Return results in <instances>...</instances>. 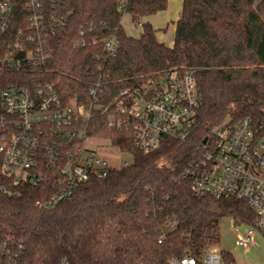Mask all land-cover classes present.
Here are the masks:
<instances>
[{
  "label": "trees",
  "instance_id": "16d2710c",
  "mask_svg": "<svg viewBox=\"0 0 264 264\" xmlns=\"http://www.w3.org/2000/svg\"><path fill=\"white\" fill-rule=\"evenodd\" d=\"M170 1L65 0L69 24L50 39L49 67L0 68V94L12 84H50L64 101L91 106L90 93L101 83L95 104L110 107L121 91L183 70L194 74L203 97L188 139H165L150 153L133 146L130 131L110 129L107 116H95L90 136L129 151L132 162L58 205L44 206L58 190L50 174L39 185H16L0 173V264H169L173 258L204 264L220 243L223 219L254 225L246 202L199 197L186 172L225 121L264 125V0H183L172 48L158 41L152 24L141 23ZM126 15L142 24L140 37L126 33ZM19 27L0 31V61ZM111 36L119 48L108 58L103 42ZM221 255L222 264H236L232 253Z\"/></svg>",
  "mask_w": 264,
  "mask_h": 264
},
{
  "label": "built area",
  "instance_id": "2783aa9c",
  "mask_svg": "<svg viewBox=\"0 0 264 264\" xmlns=\"http://www.w3.org/2000/svg\"><path fill=\"white\" fill-rule=\"evenodd\" d=\"M69 16L65 0H0V31L10 32L14 23L20 25L0 68L16 72L48 68L54 56L50 39L68 27ZM103 48L108 58L115 57L118 38L109 37ZM101 88L99 83L91 91V106L64 101L50 84L34 88L12 84L4 90L0 94V173L16 185H39L50 174L58 190L44 206L58 205L73 199L82 185L132 162L116 167L102 156V142L117 153L132 154L90 136L88 126L95 116H107L110 129L130 131L133 146L150 153L165 139L186 141L203 104L191 71L172 70L156 81L123 90L110 107L95 104ZM63 142L71 148L64 149ZM199 154L186 172L194 194L246 202L256 219L253 226L235 225L236 245H255L256 233L264 236V125L245 118L233 126L227 120ZM203 263L222 264L221 252L208 251ZM169 264H196V260L173 258Z\"/></svg>",
  "mask_w": 264,
  "mask_h": 264
},
{
  "label": "rangeland",
  "instance_id": "374dc122",
  "mask_svg": "<svg viewBox=\"0 0 264 264\" xmlns=\"http://www.w3.org/2000/svg\"><path fill=\"white\" fill-rule=\"evenodd\" d=\"M175 1V0H173ZM143 20L141 21V23ZM135 25L130 18H124V27L130 36L134 38L140 37L142 24ZM167 31H160L159 37L165 35L167 42L174 41L175 25L170 23ZM102 142L103 148H100L102 156L113 166L121 167L126 161L131 162L132 157L129 154L117 153L116 150L110 148L109 143ZM236 227L232 219L225 218L221 223V239L219 245L215 248L219 252H230L233 254L236 264H264V236L256 233L255 245L249 248H241L236 245ZM240 229V228H239ZM242 228L240 231H243Z\"/></svg>",
  "mask_w": 264,
  "mask_h": 264
},
{
  "label": "crops",
  "instance_id": "0c3cea01",
  "mask_svg": "<svg viewBox=\"0 0 264 264\" xmlns=\"http://www.w3.org/2000/svg\"><path fill=\"white\" fill-rule=\"evenodd\" d=\"M182 5H183V0H175V1L171 0L169 2V5H168V8L166 11L161 12V13L153 16V17H149L146 20H143L144 23L149 22L150 24H152L154 29L157 31L156 37H157L158 41L161 43H164L166 46H168L170 48H172L174 46V41L167 42L165 35H162L161 37H159L158 33H160V31L162 32L163 30L167 31L169 29L168 26L170 23H173L175 25V30H176V23L181 16ZM124 18L126 19V18H130V17L128 15H126V16H124ZM124 18H123V23H124ZM123 26H124V24H123ZM124 29H125V27H124ZM125 31H126V29H125ZM141 32H142V30H141ZM126 33H127V31H126ZM132 37H135V36H132ZM174 40H175V38H174Z\"/></svg>",
  "mask_w": 264,
  "mask_h": 264
},
{
  "label": "water",
  "instance_id": "95a60500",
  "mask_svg": "<svg viewBox=\"0 0 264 264\" xmlns=\"http://www.w3.org/2000/svg\"><path fill=\"white\" fill-rule=\"evenodd\" d=\"M208 140L206 139L205 141H204V143H206Z\"/></svg>",
  "mask_w": 264,
  "mask_h": 264
}]
</instances>
